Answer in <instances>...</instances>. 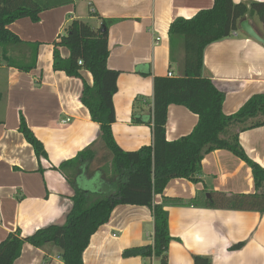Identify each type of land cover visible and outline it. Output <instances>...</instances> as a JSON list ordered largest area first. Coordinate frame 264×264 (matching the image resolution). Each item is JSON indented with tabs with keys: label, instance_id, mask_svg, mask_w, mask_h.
<instances>
[{
	"label": "crops",
	"instance_id": "1",
	"mask_svg": "<svg viewBox=\"0 0 264 264\" xmlns=\"http://www.w3.org/2000/svg\"><path fill=\"white\" fill-rule=\"evenodd\" d=\"M212 3L73 0L71 4L42 11L37 22L25 17L9 24V29L21 39L38 46L35 66L28 72L7 65L0 56V241L16 229L26 236L50 224H63L75 188L54 167L89 146L100 159L99 124L91 120L79 100L82 80L93 82L91 73L81 69V78L69 77L52 67L54 42L59 41L68 23L81 19L98 28L103 19L112 20L108 26L107 66L118 70L119 76L111 128L122 149L136 150L152 144V123L133 122V112L149 115L155 76L182 72L180 39L174 46V61L169 59L170 23L177 17L189 18L210 8ZM244 19L259 35L264 31L256 15ZM235 33L210 43L203 53V73L224 94L222 109L228 115L252 95L264 92V44L247 34L240 24ZM60 52L63 57L69 55L65 47ZM20 114L43 143L47 157L37 158L19 131ZM66 118L69 121L63 122ZM197 118L183 106L169 105L167 140L188 134ZM239 141L247 156L264 166V125L240 132ZM88 169L82 170L76 180L83 175L90 180L98 174L100 183L105 184L100 190L113 188L105 170L97 165L89 175ZM197 179H172L162 194L153 196V202L165 203L168 212L173 240L167 250V264H194V256L206 257L210 264H264V212L207 205L216 193L254 192L250 167L228 150H215L204 156ZM152 243L151 208L120 204L91 235L83 252V264H160L154 256L123 254L126 249ZM237 243L241 246L231 249ZM13 264L64 263L54 245L37 248L25 243Z\"/></svg>",
	"mask_w": 264,
	"mask_h": 264
},
{
	"label": "trees",
	"instance_id": "2",
	"mask_svg": "<svg viewBox=\"0 0 264 264\" xmlns=\"http://www.w3.org/2000/svg\"><path fill=\"white\" fill-rule=\"evenodd\" d=\"M73 0H0V56L9 66L28 72L34 68L38 44L21 39L9 29V24L28 17L33 22L48 9L71 4ZM210 8L201 9L189 18L177 17L169 25V59L174 61L177 39L183 45L182 72L176 76H155L152 106L149 115L133 112L136 123H152V144L136 150L122 149L114 139L115 121L113 95L117 91L119 71L107 66L109 56L108 26L112 20L103 19L98 28L81 19H72L59 41L54 42L52 67L69 77H79L86 69L93 82L82 80L80 102L88 109L92 121L100 127V150L97 160L91 146L54 169L60 171L74 185L72 206L63 224H50L21 236L18 229L0 241V264H13L25 243L40 248L46 244L59 249L64 264H83V252L90 237L105 224L114 207L120 204L142 205L151 208L153 243L124 250L123 254L157 257L167 264V250L173 240L169 232L165 203L153 202L155 194H162L168 182L175 178L198 181L204 156L215 150H228L251 169L254 192L227 195L216 193L207 202L211 207L264 212V166L247 156L240 144L239 133L264 125V92L252 95L233 114L223 112L224 94L209 76L203 73V53L210 43L231 35L241 20L257 16L264 29V2H234L212 0ZM264 38V31L260 33ZM34 44V51L31 46ZM69 55L63 57L60 48ZM17 52V53H16ZM78 61L81 64H78ZM180 105L197 115L192 130L177 139L167 140V109ZM19 131L31 144L37 156L47 157L43 143L27 125L22 114ZM93 161L105 170L113 181V188L85 190L78 186L79 173L91 168ZM241 243L232 248H239ZM194 264H210L206 257L194 256Z\"/></svg>",
	"mask_w": 264,
	"mask_h": 264
},
{
	"label": "rangeland",
	"instance_id": "3",
	"mask_svg": "<svg viewBox=\"0 0 264 264\" xmlns=\"http://www.w3.org/2000/svg\"><path fill=\"white\" fill-rule=\"evenodd\" d=\"M64 32H65V30L63 31V33ZM239 35L243 36V33H240ZM102 154L103 153L101 152L99 158L102 157ZM99 164L100 163H98V162L96 163L95 161H93V165L91 166L90 169L87 170V174H89V175L92 174L93 171L95 170V167ZM99 178H100V176L98 174H96V176L92 177L90 180H87V179H85V176L83 175V177L80 176L77 181H78V184L80 185V187H85V188L90 189V190H96V189L100 190V189H102V186H104L105 184L100 183L101 179H99Z\"/></svg>",
	"mask_w": 264,
	"mask_h": 264
},
{
	"label": "water",
	"instance_id": "4",
	"mask_svg": "<svg viewBox=\"0 0 264 264\" xmlns=\"http://www.w3.org/2000/svg\"><path fill=\"white\" fill-rule=\"evenodd\" d=\"M241 28L249 34L251 37L255 38L256 40L260 41L261 43L264 44V38L261 37L254 29L253 27L249 24V22L246 19H243L240 23Z\"/></svg>",
	"mask_w": 264,
	"mask_h": 264
},
{
	"label": "built area",
	"instance_id": "5",
	"mask_svg": "<svg viewBox=\"0 0 264 264\" xmlns=\"http://www.w3.org/2000/svg\"><path fill=\"white\" fill-rule=\"evenodd\" d=\"M232 34L235 35V34H236L235 31H232ZM158 39H159V38H156V40H158ZM78 64H81V62L78 61ZM167 75H168L169 77H172V73H171V72H168ZM62 121H63V122H67V121H69V118L63 119Z\"/></svg>",
	"mask_w": 264,
	"mask_h": 264
}]
</instances>
